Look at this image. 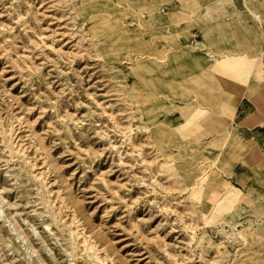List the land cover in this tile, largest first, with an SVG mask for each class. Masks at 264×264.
<instances>
[{
    "label": "rangeland",
    "instance_id": "rangeland-1",
    "mask_svg": "<svg viewBox=\"0 0 264 264\" xmlns=\"http://www.w3.org/2000/svg\"><path fill=\"white\" fill-rule=\"evenodd\" d=\"M230 3L0 0V264H264V0Z\"/></svg>",
    "mask_w": 264,
    "mask_h": 264
},
{
    "label": "crops",
    "instance_id": "crops-1",
    "mask_svg": "<svg viewBox=\"0 0 264 264\" xmlns=\"http://www.w3.org/2000/svg\"><path fill=\"white\" fill-rule=\"evenodd\" d=\"M230 1L232 4L230 3V5H228L227 7H224V6H221V8L219 7L218 10L220 11V13L225 14V15H227V13H232V14H235V13L236 14H238V13L242 14L243 13L244 15L249 14V12L245 10V4H244L243 9H239L237 7V4H236L237 0H230ZM211 8H212V6L209 7V10ZM211 10H213V9H211ZM262 13L264 14V11ZM247 17L250 19L251 18L250 14ZM230 18L231 17H226L227 20H229ZM237 19H239L238 16H237ZM253 25L255 26L256 30L258 32H260L261 36L264 37V28H263V30L258 29L257 26L254 24V20H253ZM260 41H261L260 44L263 46L264 41H262V38ZM245 105L249 106V108H250L249 111H245V108H246ZM227 109L229 112L233 113V115H234L235 125H236V129L238 131V132H236V134L238 133L239 135H241L243 137L244 141H246V139H247L248 141L261 142L257 138V135H261L258 133V130H257L258 123H254L256 115H257L255 112V109L254 110L251 109V106L247 102H245V100H239L238 102H236L235 100H231V102L227 105ZM242 112H244V113H242ZM240 114H241V116L239 117V122H241V123L244 122L242 125H240L236 122L237 116Z\"/></svg>",
    "mask_w": 264,
    "mask_h": 264
}]
</instances>
